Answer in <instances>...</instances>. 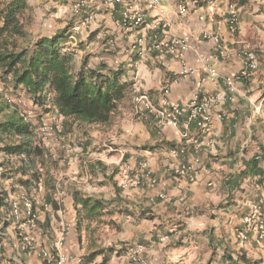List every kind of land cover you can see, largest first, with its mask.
<instances>
[{"label":"crops","instance_id":"0c3cea01","mask_svg":"<svg viewBox=\"0 0 264 264\" xmlns=\"http://www.w3.org/2000/svg\"><path fill=\"white\" fill-rule=\"evenodd\" d=\"M187 1V12L181 13L180 5ZM50 2L66 14L64 29L71 45L80 47L79 65L84 58L93 68L104 63L124 70L125 80L133 83L134 115L126 132L132 141L128 163L131 168L145 163L158 182L151 184L148 176L140 186L123 188L120 173L114 179L106 173L108 179L96 184L82 170L80 177L87 186L81 187L76 161L71 158L65 178L57 177L56 162L62 161L46 146L49 157L39 163L41 178L28 186L24 179L31 173L18 171V157L0 151V264H43L37 249L24 250L23 235L29 229L22 230L12 217V200L21 191L36 202L37 247H52L64 224L70 225L60 249L71 257L67 264H77V258L85 260L93 251L84 233L86 213L74 202L76 191L113 200L93 221L112 229L114 239L107 244L115 245L100 248L90 264L101 263L109 247L113 250L107 264H130L128 243L144 244L149 264H264V244L254 231L248 232L247 241L240 235L246 228L248 202L264 204V0H160L157 7L140 0L138 8L146 21L131 28L122 25L123 4L109 8L105 0ZM234 14L237 23L232 29ZM207 32L217 34L219 41L206 38ZM185 36L196 48L179 58L168 44ZM219 42L225 56L218 50ZM249 52L256 54L257 68L244 76ZM184 64L194 68L193 75L179 76ZM230 77L235 79L233 87L227 83ZM141 92L168 113L165 99L186 108L196 94L200 99L213 97L209 130L203 133L195 122L189 123L187 111L177 126H164L155 114L137 110L134 97ZM140 118L147 134L137 149ZM64 124L62 130L58 128L63 137L77 138L78 132ZM174 148L183 151L174 157ZM121 156L102 155L98 163L110 169L120 165ZM180 163L190 167L185 174L176 172ZM162 192L164 198L159 197Z\"/></svg>","mask_w":264,"mask_h":264},{"label":"trees","instance_id":"16d2710c","mask_svg":"<svg viewBox=\"0 0 264 264\" xmlns=\"http://www.w3.org/2000/svg\"><path fill=\"white\" fill-rule=\"evenodd\" d=\"M30 1L0 0V151L18 157V171L31 173L24 179L26 185L32 179L39 182V163L49 157V149L38 131L42 118L37 124L27 120L17 105L8 102L6 90L23 87L44 113H57L66 123L108 124L134 89L133 83L125 80L124 70L104 63L93 68L84 58L76 69L75 53L65 44L70 39L68 30L33 40L23 20ZM74 202L93 221L105 214L103 210L113 200L76 191ZM112 250L107 249L99 264H107ZM98 254L99 250L91 251L81 264L93 263Z\"/></svg>","mask_w":264,"mask_h":264},{"label":"rangeland","instance_id":"374dc122","mask_svg":"<svg viewBox=\"0 0 264 264\" xmlns=\"http://www.w3.org/2000/svg\"><path fill=\"white\" fill-rule=\"evenodd\" d=\"M31 8L23 18L27 29L29 31L30 37L36 40L40 36L48 35L51 36L59 31L64 30L65 23L67 21L65 13H60L54 7L50 0H31ZM56 5V4H55ZM66 46L69 50L75 53V68L78 69V60L80 58V47L72 46L71 41H67ZM78 44H82L80 41ZM3 88L1 84L0 89ZM6 95L13 99V104L17 105L19 109L22 110L24 114H30V119L34 124L41 122L38 125L43 126L46 124L49 128L47 132L42 134L46 146L53 151L57 158L60 156V161L56 162L55 169L57 171V177L65 178L67 171L70 169L73 158V162L76 161L78 171V180L80 181V186H87L86 183L82 182L81 171L88 172L92 175L91 180L93 183L100 184L101 181L108 179L106 173H109L114 179L119 175L121 177V182L124 179L123 169L129 166L128 160L131 158L130 147L132 148V141L128 139L126 132L131 129V121L134 115V104L133 99H126L121 103L120 110L114 115L112 121L108 124H88L79 123L74 120H69L68 126L73 128L74 131L78 132V137L68 136L64 138L61 126L66 124L64 118L55 113L44 114L43 110L34 104L30 95L26 92L23 87H10L6 90ZM140 116V115H139ZM138 118V115L134 117ZM138 123L141 126L140 133L141 136L137 137L135 141L136 148L144 145L143 135L146 136L147 132L144 129V121L142 118L138 119ZM88 136L93 137L96 141L91 142L87 139ZM117 138V140H116ZM148 139V138H147ZM120 140V142H119ZM59 144L61 147L57 148L55 144ZM84 143V145H82ZM120 147V152L116 151ZM120 154L122 161L120 165H115L110 169H104V167L98 163V159L102 155H107L109 158L117 156ZM122 186V184H121ZM120 186V187H121ZM123 187V186H122ZM131 187V186H127ZM124 188V187H123ZM84 192V191H83ZM102 221V220H101ZM85 236L88 242V249L93 251L99 250L102 247L108 245H115L114 241L111 244H107V241L114 239V232L112 229H107L106 226L96 223V221H89L86 218L85 221ZM106 245V246H105Z\"/></svg>","mask_w":264,"mask_h":264},{"label":"built area","instance_id":"2783aa9c","mask_svg":"<svg viewBox=\"0 0 264 264\" xmlns=\"http://www.w3.org/2000/svg\"><path fill=\"white\" fill-rule=\"evenodd\" d=\"M140 0H105L106 5L109 8H115L117 5L123 4L124 10L122 14V25L126 28H131L134 25H141L146 21V15L138 8V2ZM150 7H157L160 5V0H142ZM190 1L184 2L180 5L181 13L187 12V7ZM231 28L235 29L237 23V16L234 14L230 20ZM205 37L208 39L219 41V36L215 33L207 32ZM159 44L155 43V47ZM169 47L176 53V56L182 58L185 51L188 49H195V45L191 42L189 37L173 38L168 44ZM218 50L221 55H226V49L222 43H218ZM201 55H198L199 59ZM257 68V58L254 52L247 53V61L242 75H249L252 71ZM212 76L216 75L215 69L211 71ZM194 74V68L191 65L184 64L182 70L179 73L180 77H186ZM235 79L228 78L227 83L233 87ZM169 88L165 87V92H168ZM8 102L13 103V99L6 96ZM213 102V97L200 99L199 95L196 94L191 102H189L186 108H181L179 105L172 104L168 99H165L163 105L169 107L171 113L164 111L163 109L157 108L149 96L145 93H137L134 97V103L137 110L149 111L155 114L160 122L164 126H177L178 118L184 113L189 112L188 122H195L201 132L205 133L209 130L210 122V108ZM187 109V110H186ZM31 114V113H30ZM30 114H25L26 119L30 120ZM49 128L46 124L38 128L39 133L45 134ZM188 134L185 133L186 137ZM183 150L180 148L172 149V155L177 157ZM147 165L141 163L137 167L131 168L130 166L123 169L124 179L122 186H140L143 180L150 176L146 170ZM190 167L185 163H180L176 168V172L179 174H185ZM158 180L150 176V183L157 184ZM159 197L164 198L165 194L162 192ZM248 212L244 219L246 222V228L240 231L241 238L245 241L249 239L248 232L254 231L259 242L264 244V204L257 201L248 202ZM12 217L19 227L29 229V232L23 235V248L25 251L31 252L34 250L39 251V255L42 257L43 264H67L71 260V257L60 253V249L64 246L66 234L70 229V225L65 223L64 229L61 233V237L52 245V247H37V236L35 233L39 231L38 227V212L36 210V202L26 192L21 191L17 197L12 200ZM74 222L71 225H75ZM125 250L130 255V264H149V261L145 257L146 246L142 243H128L125 245ZM82 259L77 258L76 263L81 264Z\"/></svg>","mask_w":264,"mask_h":264}]
</instances>
